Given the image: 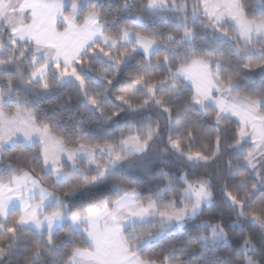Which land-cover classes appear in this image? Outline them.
Returning a JSON list of instances; mask_svg holds the SVG:
<instances>
[{"label": "snow or ice", "instance_id": "snow-or-ice-1", "mask_svg": "<svg viewBox=\"0 0 264 264\" xmlns=\"http://www.w3.org/2000/svg\"><path fill=\"white\" fill-rule=\"evenodd\" d=\"M0 264H264V0H0Z\"/></svg>", "mask_w": 264, "mask_h": 264}, {"label": "trees", "instance_id": "trees-1", "mask_svg": "<svg viewBox=\"0 0 264 264\" xmlns=\"http://www.w3.org/2000/svg\"><path fill=\"white\" fill-rule=\"evenodd\" d=\"M101 2H104V0H101Z\"/></svg>", "mask_w": 264, "mask_h": 264}]
</instances>
